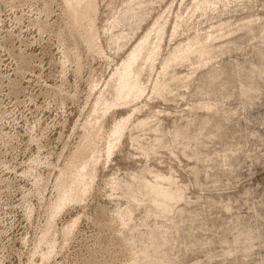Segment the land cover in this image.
Wrapping results in <instances>:
<instances>
[{"label": "rangeland", "instance_id": "374dc122", "mask_svg": "<svg viewBox=\"0 0 264 264\" xmlns=\"http://www.w3.org/2000/svg\"><path fill=\"white\" fill-rule=\"evenodd\" d=\"M61 1L0 0V264H264V0H99V53ZM148 35L142 93L104 115L107 137L125 121L114 151L103 136L94 187L59 213L83 126ZM54 212L57 246L33 254Z\"/></svg>", "mask_w": 264, "mask_h": 264}, {"label": "bare ground", "instance_id": "6f19581e", "mask_svg": "<svg viewBox=\"0 0 264 264\" xmlns=\"http://www.w3.org/2000/svg\"><path fill=\"white\" fill-rule=\"evenodd\" d=\"M61 2L63 3L64 9L66 11V15L68 17L67 21L70 24V28H74V34L77 38L76 41H79L81 44H85L88 50L98 53L102 52L100 31L96 25L99 0H62ZM148 37L149 35L142 39V41L131 52L122 68L117 70L116 74L118 76V84L116 88V101L113 103H107L103 115L93 116V119L90 120L91 122L83 126L84 142L79 146L72 159H70L67 165L64 167V171H68L70 173V183L69 185H67L68 183L66 185H63V188L59 187L61 196H59L53 203L59 208V213L67 206V203L69 204L73 202L84 201L86 195H88L91 189L94 187L97 173V164L99 161V156H97V153L98 147H100V145L98 146V143L103 136L108 134V131L105 127L104 118L106 112L110 109L111 106L127 102L128 97H137L142 93L143 89L141 88L137 79V72L134 69V64L137 59L143 55L145 51L144 46H146ZM119 39L120 37L116 38L117 41ZM187 48L188 47H186V49ZM150 57L151 56L149 55V58ZM98 104L101 105V103ZM98 104H95V110L98 109ZM93 122L94 127L92 128ZM124 125L125 121H121L116 126H113L112 130L110 131L112 136H105V139H102L101 142L105 146L103 150L104 152L106 150L107 159H109L111 154L113 153L115 145L123 132ZM84 146L85 151L87 150L86 156L83 158L80 157L81 160L78 163L76 159L80 156ZM81 147L82 150H80ZM170 177V175L167 176L163 173H157L158 179H166ZM62 181L63 179L59 180V186H61ZM147 186L150 190H156L157 194H164L168 198H171L172 196V191L165 188L160 182H155L154 184L147 183ZM59 213L54 212V215L52 217H49L48 223L45 228V235L43 237H39L36 241L33 254H36L38 251L42 252L41 248L44 244L49 245L50 248H54L55 246H57V238L55 237V235L57 234L58 230L55 226V217L58 216ZM76 223L77 220H74L72 223L67 224L62 229V242L64 244L73 234ZM42 255L49 256L50 254L43 253Z\"/></svg>", "mask_w": 264, "mask_h": 264}]
</instances>
